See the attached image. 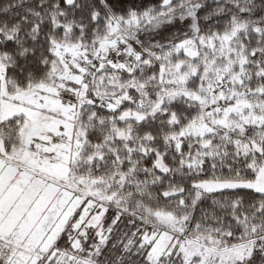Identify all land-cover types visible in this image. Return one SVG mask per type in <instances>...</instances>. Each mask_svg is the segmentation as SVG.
Instances as JSON below:
<instances>
[{"label":"snow or ice","instance_id":"obj_1","mask_svg":"<svg viewBox=\"0 0 264 264\" xmlns=\"http://www.w3.org/2000/svg\"><path fill=\"white\" fill-rule=\"evenodd\" d=\"M0 264H264V0H0Z\"/></svg>","mask_w":264,"mask_h":264}]
</instances>
